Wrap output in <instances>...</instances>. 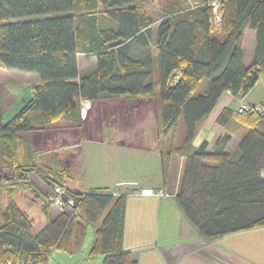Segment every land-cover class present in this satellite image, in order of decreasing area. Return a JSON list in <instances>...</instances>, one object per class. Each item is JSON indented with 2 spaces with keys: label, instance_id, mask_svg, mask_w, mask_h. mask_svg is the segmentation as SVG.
Segmentation results:
<instances>
[{
  "label": "trees",
  "instance_id": "1",
  "mask_svg": "<svg viewBox=\"0 0 264 264\" xmlns=\"http://www.w3.org/2000/svg\"><path fill=\"white\" fill-rule=\"evenodd\" d=\"M208 1L193 8H180L181 0L164 5L153 37L154 19L140 0H0V68L35 73L43 81L8 122L0 83V179L12 180L0 184V264H49L56 250L78 251L89 226L95 240L90 257L138 264L123 247L126 193L69 189L74 213L61 210L39 229L12 197L21 188L42 196L26 182L32 173L48 190L58 180L74 181L64 167L41 165V172L21 133L61 119L80 123L82 101L107 97L155 99L164 166L181 156L185 161L174 199L199 235L217 238L264 226V101L261 111L222 109L216 122L227 132L216 136L211 151L199 133L224 91L243 101L264 82V0H223L219 29L210 23ZM103 19L111 24L102 25ZM245 28L256 33L251 65L243 61ZM136 44L149 47L137 56ZM80 54L94 55L96 66L80 73ZM234 133L242 140L227 152ZM52 205L42 210L48 215Z\"/></svg>",
  "mask_w": 264,
  "mask_h": 264
},
{
  "label": "crops",
  "instance_id": "2",
  "mask_svg": "<svg viewBox=\"0 0 264 264\" xmlns=\"http://www.w3.org/2000/svg\"><path fill=\"white\" fill-rule=\"evenodd\" d=\"M181 1L184 2L179 4L180 8L185 6L193 8L201 0ZM169 3L165 2L164 5ZM146 7L147 12L154 19V24L150 26V32L154 37L160 19H156L148 5ZM101 24L106 26L111 23L103 19ZM244 34L243 61L246 65H251L256 45V33L253 29L245 28ZM150 44V49L153 50L155 44L152 40ZM148 47L136 44L134 55L144 54ZM78 58L80 73L96 66L97 58L92 54H80ZM6 77H11L10 84H13L12 93L7 89L12 99L3 104L4 97H2L4 121L8 122L28 104L33 96V89L38 85H43V81L37 74L31 72L0 71L1 90L5 84L3 78ZM257 88L262 89L261 92L258 91V96L248 99ZM114 98L123 100L131 109L128 119L132 120V124L126 127L129 131H125L119 123L114 126L111 116L109 120L105 119L107 115L112 114L108 112V109H111L110 99ZM239 98L224 91L215 108L203 120L199 133L201 138L210 140L208 151L212 150L216 136L227 132L217 125L218 115L226 107L235 108ZM242 98L250 104L262 103L264 82L261 81L253 86ZM151 99L154 100L152 116L149 110L144 108ZM107 102H110L109 105ZM89 103L90 107L83 111V101L81 102L80 123L73 119H61L50 125L38 126L33 131L21 133V136L27 138L36 151L35 157L41 172L45 171L43 167H40L41 165L49 168L64 167L67 173L74 177V181L69 180L74 184L72 191L85 192L86 189L105 187L114 189L116 193L129 191L126 193L128 197L125 206L123 247L133 253V258L138 264H264V226L205 239L182 215L173 197L137 194L140 188L150 187L172 193L178 187V180L185 164L184 157L181 156L173 158L170 166L167 164L166 167L164 166L162 153L164 152L162 151L164 140L159 127L158 108L154 98L146 97L131 101L114 96L89 101ZM215 126L217 128L214 129L215 133L212 136ZM235 135L239 140L233 146ZM232 137L233 140L226 147L227 152H233L242 140L238 133H234ZM59 138L62 143L61 147L54 149L55 153L52 155L40 157L46 149L43 147L57 143ZM196 144L198 145V141L195 142ZM230 146H232L231 150H229ZM117 157L120 160L116 164ZM132 159L140 163V166L133 167ZM117 172L120 174L117 175ZM32 176H35L34 173L31 174ZM1 181L0 183L9 184L12 180L3 179ZM24 189H17L16 192L21 191L27 211L16 201V192L12 197L19 208L27 213L35 226V217L29 214L28 209L36 203V199L29 198V193H26ZM53 206L48 209V215L44 211L46 220L48 217L55 218L56 215L51 217L50 212ZM58 210L61 211L59 208ZM46 220L41 219L40 227L36 229L43 227ZM87 257L90 258L89 253Z\"/></svg>",
  "mask_w": 264,
  "mask_h": 264
},
{
  "label": "rangeland",
  "instance_id": "3",
  "mask_svg": "<svg viewBox=\"0 0 264 264\" xmlns=\"http://www.w3.org/2000/svg\"><path fill=\"white\" fill-rule=\"evenodd\" d=\"M170 1H173V0H140L139 2V6L140 8L142 9H145L146 11H148L146 5L149 6V10H152L153 14L155 15L156 19H161L162 17V7L164 5L165 2H170ZM153 8V9H152ZM160 21V20H159ZM0 71H11V72H16L14 70H8V69H3V68H0ZM9 81V82H8ZM10 81H12V78L11 77H6V78H3V86H2V90H1V94H2V97H4L3 99V104H5V102L7 101H10L12 99V95L11 93L13 91H11L13 89V84H10ZM205 85H202V87L197 91V93H200L201 91H203V88H204ZM156 87V91L159 89V87L155 86ZM7 89L9 91H11V93L9 91H7ZM260 88H257L253 95L251 97H249L248 99H252L254 97H257L258 96V91H262V89L258 90ZM111 101V109H108L109 113H112V114H109L107 115V117H105V119L109 120L110 119V116L112 118V121H113V125H117L119 123V125L122 127V128H125V131H129L128 128L126 127H129L132 123H131V119H128V115H130V110L128 107V104L126 105V103H124L123 100L121 99H117V98H114V99H110ZM153 99L149 100V102L147 103V106H144V108L148 109L149 110V113L150 115L152 116L154 114V106H153ZM239 101V100H238ZM110 102H107V105H109L108 103ZM89 103V101H88ZM84 104V102H83ZM90 104V103H89ZM239 104L237 103V106ZM237 106L235 108H237ZM85 107V104L83 105V108ZM90 107V106H89ZM137 109V108H136ZM145 109V110H146ZM132 115V113H131ZM104 118V117H103ZM217 127L215 126L212 130V136L213 134L215 133V130ZM137 129V128H136ZM60 138H59V141L55 144H51V146H46V147H43L45 150L43 151L44 153L41 154L40 157H47L48 155H52V153H55L54 149L56 148H59L61 147L62 143L60 142ZM239 140L238 136H234V140L232 142L233 146L235 145V143ZM232 146H230V149ZM60 151V150H59ZM64 151V150H63ZM61 151V152H63ZM44 154V155H43ZM47 154V155H46ZM175 159V158H174ZM120 160L119 157L116 158V164L117 162ZM104 161V160H103ZM132 163H133V159L131 160ZM135 163V164H134ZM133 163V167H139L140 166V163H136V161H134ZM178 171L180 172V169H178ZM120 173L117 172V175H119ZM173 174V173H172ZM2 179H0V182ZM27 183H30L31 185H33L35 188L39 189V191L42 193V195L44 193H49V194H53L54 192V188L52 190H48L45 186V184L43 185V183L40 181L39 178H37L36 176H29L28 177V180L26 181ZM56 183H65L66 187L69 188L70 190H72L73 188V185L71 183V181H67V180H64V181H60L58 180ZM0 184H3V185H9V184H5V183H0ZM77 185L79 183H76ZM130 190V189H129ZM24 191L26 193H29V198H31L32 200L33 199H36V203H34L28 210H29V214L30 215H34L35 219V228H38L40 227V224H41V219H44L46 220V214L42 209L41 207V204L43 203V197L41 198V196L37 197L35 196V192L32 191V189L30 188H25ZM129 191L127 192H123V193H128ZM165 193L167 194H170L172 195L174 191H172V193H168L166 191H164ZM15 198H16V201H18L21 205V207H23L24 210L27 211V207L25 206V203H24V200H22V197H21V191L19 190L18 192L15 193ZM163 197H167L166 195H162ZM160 196V197H162ZM173 198H175V196H173ZM22 200V201H21ZM58 207V206H57ZM56 207V205L54 204V206L50 209L51 211V217H54L55 215H57V213L59 212L58 208ZM60 209V208H59ZM62 210V209H60ZM47 222V221H45ZM94 234H93V230L91 228V226L88 227V234H87V237L86 239L84 240L85 242L81 245V247L78 249V251L74 252V253H69V252H64V251H61V250H56V252H54V255L52 256V258L50 259V264H102V258L101 256H96V257H90L88 258V253H89V249L91 248L93 242H94Z\"/></svg>",
  "mask_w": 264,
  "mask_h": 264
},
{
  "label": "built area",
  "instance_id": "4",
  "mask_svg": "<svg viewBox=\"0 0 264 264\" xmlns=\"http://www.w3.org/2000/svg\"><path fill=\"white\" fill-rule=\"evenodd\" d=\"M222 1L223 0H209L208 1V5L209 7L213 10V15L210 19V23L213 26L214 29H219L220 24L222 22ZM178 78V77H177ZM85 104V107L83 108L82 104V110L86 111L90 104L88 103V101H83ZM238 106H237V112L238 113H243L244 111H261L262 110V106L261 103H254V104H250L246 101H242L239 100L238 101ZM264 176V172L262 173ZM54 192L53 194H49V193H44L41 198L43 197V203L41 204V207L43 208L46 204H55L56 206H58L60 209H62L63 211L67 212L69 215H72L75 211L74 207L76 206V198H73L70 195L69 192V188L66 187L65 183L61 184V183H55L54 184ZM115 194H117L115 192ZM137 194H142V195H158V196H162V195H166L167 197H173L176 196V191L173 192L172 195L165 193L162 189L161 190H157L156 188L150 187V188H140L139 191H137Z\"/></svg>",
  "mask_w": 264,
  "mask_h": 264
},
{
  "label": "water",
  "instance_id": "5",
  "mask_svg": "<svg viewBox=\"0 0 264 264\" xmlns=\"http://www.w3.org/2000/svg\"><path fill=\"white\" fill-rule=\"evenodd\" d=\"M33 191L35 192V196L36 197H39L40 196V193L38 191H35L34 189H33Z\"/></svg>",
  "mask_w": 264,
  "mask_h": 264
}]
</instances>
